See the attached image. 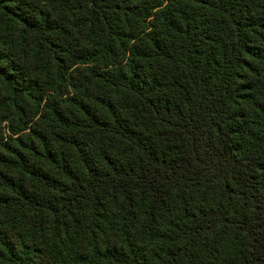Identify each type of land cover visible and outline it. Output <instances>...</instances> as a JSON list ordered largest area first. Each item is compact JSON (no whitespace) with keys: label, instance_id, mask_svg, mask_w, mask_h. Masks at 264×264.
Instances as JSON below:
<instances>
[{"label":"trees","instance_id":"trees-1","mask_svg":"<svg viewBox=\"0 0 264 264\" xmlns=\"http://www.w3.org/2000/svg\"><path fill=\"white\" fill-rule=\"evenodd\" d=\"M0 264H264V0H0Z\"/></svg>","mask_w":264,"mask_h":264}]
</instances>
